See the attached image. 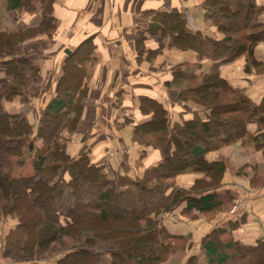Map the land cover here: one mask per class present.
I'll use <instances>...</instances> for the list:
<instances>
[{
	"label": "trees",
	"instance_id": "trees-1",
	"mask_svg": "<svg viewBox=\"0 0 264 264\" xmlns=\"http://www.w3.org/2000/svg\"><path fill=\"white\" fill-rule=\"evenodd\" d=\"M17 1L20 7L37 11L30 0ZM45 2V15L37 27L0 29V65L7 77V85L0 84V220L6 215L18 218V223L5 236L3 254L19 262L39 264L48 252H55V245L62 244L65 249L61 250L57 264H123L125 261L163 264L179 249L183 251L182 246L192 238L190 234L171 233L162 222L164 215L181 212L189 219L205 218L211 222L233 208L235 194L221 188L227 165L219 159L210 160L207 155L239 141L261 144L257 140L262 133H250L248 125L256 122L260 130L264 128V98L259 104L253 103L242 89L221 77L220 68L245 56L248 62L245 69L249 71L255 61V47L264 43V4L258 0H204L206 21L225 34L219 39L192 30L187 12L181 8L143 12L150 24L136 33L137 60L145 58V51L149 57L164 52L166 47L195 52L196 66L175 67L165 84L178 88L179 102L191 99L203 109L192 111L184 107L180 113L182 122L170 121L168 110L159 98L140 94L138 108L146 118L136 121L125 113L119 119L133 125L137 142L145 139L141 137L143 134L150 137L160 134L157 142L143 146L140 160L150 152L148 147L158 150L160 157L132 177L128 174L131 166L126 162L112 174L106 163L94 162L88 151L79 157L67 152L65 133L78 130L88 98L86 78L91 72L86 63L97 58L92 37L81 41L65 57L55 94L46 105L37 130L34 131L26 114L10 113L4 108L5 100L25 95L30 81L42 80L40 65L29 53L24 57L17 55L16 46L38 34H46L54 41L58 25L52 11L53 0ZM220 10L232 17L245 16L248 22L231 32L225 27V14H220ZM145 33L158 38L156 46H146ZM236 42L240 44L235 50L228 45ZM95 62H91L92 71ZM205 63H211L208 69ZM196 82L202 85L183 88ZM216 82L221 84L218 92L236 96L237 102L232 106L237 110L233 114L224 113L220 100L211 99L216 95H210L208 90ZM122 97L118 93L117 105ZM27 153L34 172L15 176L16 168L25 165ZM184 175L193 177V183L178 184ZM251 184L254 187L264 184V173L252 178ZM94 187L97 193L92 190ZM86 192H95L101 200L96 203L85 200ZM105 199L110 201L107 207L102 206ZM82 206H86L85 211L79 214L77 210ZM30 211L34 217L29 216ZM86 214L89 216L85 224ZM238 217V220L229 219L225 225H215L201 238L200 250L207 264H264V237L255 243H242L232 234L243 221ZM26 220L30 221L29 228L25 226ZM96 222L124 223L129 228L116 230L110 236L101 235ZM39 223L48 226L47 233H42ZM227 232L230 234L225 238ZM16 236L22 242L15 241ZM190 248L188 244L187 250ZM184 264H199V255L193 253Z\"/></svg>",
	"mask_w": 264,
	"mask_h": 264
},
{
	"label": "crops",
	"instance_id": "crops-1",
	"mask_svg": "<svg viewBox=\"0 0 264 264\" xmlns=\"http://www.w3.org/2000/svg\"><path fill=\"white\" fill-rule=\"evenodd\" d=\"M258 1L264 4V0ZM17 2L0 0V29L10 31L37 27L45 15V0H30L37 6L36 12L29 11L23 5L20 7ZM203 2L204 0H53L52 11L58 25L54 41L46 34H38L34 38L26 39L16 51L21 57L29 53L36 60L42 69L43 84L30 82L25 95L3 102L5 110L10 113L26 114L34 131L37 130L44 109L55 94L60 65L68 54L65 50L67 48L73 50L81 41L92 37L98 62L91 76L92 87L84 103L85 111L78 130L69 142L68 152L73 157H79L84 151H88L94 162L106 163L112 174H116L121 164L126 162L131 166L128 174L134 177L140 161L148 165L160 157L159 152H149L140 160L138 151L120 148L121 138L119 140L117 136L119 132H116L118 130L113 123L115 116L122 115L126 108L133 113L137 110L138 116L140 114L145 116L138 110L140 94L157 98L162 95L157 90L156 69L147 63H137L136 33L138 30H146L150 24L143 16V12L151 9L181 8L187 12L189 27L192 30H200L219 37L218 30L204 17ZM196 14L201 16L205 25L196 23ZM143 37L146 46L152 48L157 45L156 40L148 33ZM254 56L255 61L249 71L245 69L247 63L245 57L241 56L232 63L224 64L220 68V75L233 87L242 89L253 103L259 104L264 98V43L255 47ZM192 57L196 58V53ZM6 83L5 70L0 65V84L6 86ZM117 92L123 96L120 105L116 104ZM178 105L192 111L198 109L187 102H179ZM121 109L123 110L120 113ZM116 112L117 114L113 115ZM138 116H134L135 120L146 118ZM128 128L126 127V130ZM248 130L254 135L262 133L257 140L261 144L255 145V142L250 140L239 141L207 155L210 160L219 159L227 165L223 187L230 189L236 197L230 212L210 223L203 218L189 219L181 212L166 214L163 220L166 221L165 225L171 233L192 236L195 245L190 249L191 254L197 252L199 262L201 254L202 258H205L203 251L200 250L201 238L215 225H225L231 218L233 220H238L240 218L238 216L243 218L241 224L231 231L242 243H255L264 237V184L256 187L251 184L252 178L264 173V128L260 130L258 124L254 122L248 125ZM239 169L238 174L236 171ZM185 177L191 178L192 181L186 183ZM179 179H182V184H192L194 181L193 177L186 175ZM229 234L227 232L225 238H228Z\"/></svg>",
	"mask_w": 264,
	"mask_h": 264
},
{
	"label": "rangeland",
	"instance_id": "rangeland-1",
	"mask_svg": "<svg viewBox=\"0 0 264 264\" xmlns=\"http://www.w3.org/2000/svg\"><path fill=\"white\" fill-rule=\"evenodd\" d=\"M216 6L219 7L217 4H216ZM220 12H221L220 14H222V13L225 14L224 15V17L226 18L225 27H227V29L229 27V31H231V32H234V29H236L237 27H239V26L243 25L244 23L248 22V19L245 16H241V17H238V16L237 17H234L233 16L232 17V16H229L228 13L225 12L224 10H222V11L220 10ZM195 21H196V23L198 25H201V26L205 25V21H203L202 18H201V16L198 15V14H196ZM207 22L209 23L211 21H207ZM218 22H222V21L221 20H218ZM0 28H1V26H0ZM231 32H229V33H231ZM203 33H205V32H203ZM216 35H217V33H216ZM218 35H220V36L219 37H216V36H213V35L212 36L215 37V38H218V39L219 38H223V36H225L224 33H220V32L218 33ZM32 38H34V37H32ZM153 38H154V40H156V44H157L158 43V38L157 37H153ZM22 44H20V45H22ZM239 44H240L239 42H236L235 44H232L231 43V44H228V45H230V46L232 45V49L235 50V49H237V47L239 46ZM20 45L16 46V51L18 50V48L20 47ZM163 51L164 52L159 53L158 55H156L155 53L154 54H151V56L152 55L153 56L155 55V57L152 60H150L151 58H149V57H151L150 55H148L149 57H147L146 51H145V58H143L141 60L138 59L137 60V63H139V64L147 63V64H150V66H152L153 69H156V78L155 79H157V90L160 93H162V95H160L158 98L163 102V104L167 108L169 120L170 121H172V120H175L176 121L177 120L179 122H182L181 121V115H180V113L183 112L184 107H180L178 105V103H179V101H178V95H179L178 88H169V87H166V84H165L166 81L165 80L167 79V77H170L171 76V71L175 67L180 66L181 64L191 65V66L195 67L196 66V63H197V57L196 58H193L192 57V55H194L195 52H193L191 50H181L180 51V50H176L174 48H168V47H166V49H164ZM188 59H189V61H188ZM245 59H246V57H245ZM95 61H91V62H95V64H96L98 62V57L95 59ZM63 62H62V64H63ZM91 62L86 63V66L88 67V69H90L89 74L91 72L90 76L88 74L89 77L86 78V81H88L87 82V84H88V91H90V89L92 87L91 75H92V72L93 71H92V67H91V64H92ZM247 63L245 65H247ZM62 64L60 65V71H59V74H58V76L56 78V82H57L60 74L62 73ZM95 64L93 66L94 68H95ZM210 64L211 63H207V65L204 66L205 69H208L209 66H210ZM41 75H42V69H41ZM42 80H43V78H42ZM42 80L38 83L39 85L43 84L42 83ZM30 82H34V81H30ZM30 82H29V84H30ZM70 85H73V83L70 84ZM197 85L198 86L199 85H202V83L196 82V84H192L191 86L188 85V87L187 86H184L183 88L190 89L191 87H196ZM220 85L221 84L219 82H216L215 84H212V87L208 90V92H210V95L211 94L216 95V97L215 96H211V99L212 98L213 99H216V101L217 100H220L219 104H221V106H224V108H225L223 112L224 113L226 112V113H229V114H233L234 111L237 110V108H234L235 106H232V105L235 104V102H237L236 96L233 95V94H230V93H228L226 91L223 92L222 90H221V92H218V89L221 88ZM27 89H28V87H27ZM216 93H218V94H216ZM188 94H190V93H188ZM191 94H192V96H196V93H191ZM119 95H121V93H119ZM117 101H118V98L116 99V103L118 104ZM182 102H187V103H189L193 107H198V109H203V107L200 105V103H198V102L196 103L195 101H193L191 99H188V100H185V101H182ZM184 106H186V104H184ZM126 109L127 110H125L122 113V115H116L117 112L115 114H113V115H116L115 116V121L113 122L116 130H118L116 132L117 133L119 132L120 135H121V137H119V133L117 135L118 138H119V140L121 138V141H120L121 147L120 148H125V149L127 148V149H130V150L135 151V152L138 151V153L141 154V152H144V151H141V149L143 148V146H147L148 142H151V141H153V143H155V141L157 142V140H158L157 138L160 136V134H155V135H152L151 137H150V135L143 134V135H141V137L143 136L145 139L144 140H141V142H137L136 141V137H134V135H133V125L130 124V123H128V122L127 123H122L120 121L119 117L120 116H124L125 113H128L129 115H132L133 117L134 116L137 117L138 116V111L137 110H134V113H136V115H135L133 113V111H131L128 108H126ZM122 110L123 109L119 110V112L121 113ZM138 117H145V116H143V115L140 114ZM140 119H142V118H140ZM140 119L137 118L136 121H140ZM235 123L238 124V121H236ZM126 127H129L128 130H126ZM74 133L75 132H66L65 133V136L68 139V146H69V142L72 141V137H73V134ZM223 147H225V146H223ZM148 150L150 152H154V153L156 152V153H158V150H153L151 147H148ZM146 151H147V149H146ZM67 152H68V147H67ZM154 160H155V158L152 160V162ZM139 163H140L139 164L140 166L138 165L139 166V169L138 170H141V169H143L145 167V165L143 164L142 161H140ZM239 170L236 171L238 174H239ZM63 171H64V169L61 170V172H63ZM33 172H34V169L32 167V160L30 158L29 153H27L25 165L22 166V167L16 168V170L13 172V174L15 176H27V174H31ZM89 178H90L89 180L92 179L91 177H89ZM185 179H186V183H190L192 181L191 178L185 177ZM181 180L182 179H180V181L178 182V184H182L181 183ZM92 183H93V181H92ZM92 183L90 182L89 184H92ZM223 185H224V183L222 182V187L221 188L224 189ZM91 187H92V185H90L89 188H91ZM95 189L96 188L94 187L92 190H95ZM86 191H87V189H86ZM95 192L97 193L96 190H95ZM95 192H94V194H91L89 192L88 193L86 192L88 197L86 196V194H84L83 195L84 196V199L85 200H86V198L92 199V201L94 203L99 202V200H101V199H99V198H97V196H95V194H96ZM109 202H110L109 200H106L105 199L103 201L102 206L103 207H107V204H109ZM116 203H118V202H116ZM85 207L82 206V207H80V209L77 210L79 212V214H81V213H83L85 211ZM29 213H30L29 216L34 217L33 216L34 214H31V213H33L32 211H30ZM221 215H219L218 217H220ZM88 216H89V214H86V216L83 217V222H85V224L88 221L87 220ZM164 218H166V215L164 216ZM203 219L205 221H207L205 218H203ZM163 220H162V222H163ZM207 222H209V221H207ZM16 223H18V218L17 217H13L11 215H6V216H2L1 217V220H0V264H30V263H26V262H19V260L18 261L17 260H13V259H11V258H9V257H7V256H5L3 254V248H4V245L6 243V241L4 240L5 239V236L12 230V228H13L12 226L16 225ZM29 223H30V221L27 222V220H26V225L25 226H27V228L30 227L29 226ZM95 224L98 225V228L97 229H98L99 234H101V235L104 234V235H109V236L112 233H115L116 230L117 231L118 230L120 231L121 228L122 229L129 228L124 223L110 224V223H105V222H100V223H97L96 222ZM37 226H41L42 227L41 228L42 233H43V231H45L47 233V230L49 229L48 226L43 225L41 223L37 224ZM51 232H53V230H51ZM19 238H20V236L19 237H17V236L15 237V241H17L18 243L22 242V241L19 240ZM181 244L183 245V243H181ZM188 244H191L192 247L195 245V241H193V238H191V240L187 241V243H186V245L184 247L182 246V250L183 251H181L179 249L178 253H176L175 255H173V257H171L170 260L168 259V261H166L163 264H184L187 261V258L190 255H192L191 254L192 251L190 250L191 248L189 250H187V245ZM61 245L62 244L55 245L56 246L55 252L54 253L51 252L50 254L48 252L47 255H45L44 258L41 259V261H40L39 264H57L59 257L62 255L61 254V250H64L65 249V248L61 247ZM196 250L199 251L197 248H196ZM194 253L198 254L197 252H194ZM123 264H132V263L131 262L129 263V261L128 262L125 261ZM199 264H206V259L205 258L204 259L202 258V254L200 255V262H199Z\"/></svg>",
	"mask_w": 264,
	"mask_h": 264
},
{
	"label": "water",
	"instance_id": "water-1",
	"mask_svg": "<svg viewBox=\"0 0 264 264\" xmlns=\"http://www.w3.org/2000/svg\"><path fill=\"white\" fill-rule=\"evenodd\" d=\"M70 52H71V50H70L69 48H67V49L65 50V53L71 54Z\"/></svg>",
	"mask_w": 264,
	"mask_h": 264
}]
</instances>
